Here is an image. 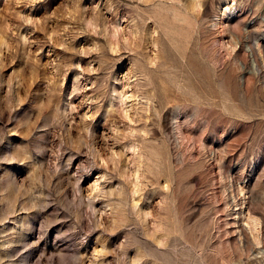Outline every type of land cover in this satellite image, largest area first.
<instances>
[{
  "label": "rangeland",
  "instance_id": "rangeland-1",
  "mask_svg": "<svg viewBox=\"0 0 264 264\" xmlns=\"http://www.w3.org/2000/svg\"><path fill=\"white\" fill-rule=\"evenodd\" d=\"M133 261L264 264V0H0V264Z\"/></svg>",
  "mask_w": 264,
  "mask_h": 264
},
{
  "label": "bare ground",
  "instance_id": "bare-ground-1",
  "mask_svg": "<svg viewBox=\"0 0 264 264\" xmlns=\"http://www.w3.org/2000/svg\"><path fill=\"white\" fill-rule=\"evenodd\" d=\"M113 36H115V35H113ZM108 45H109V47H110V50H112L113 48H111V46H113V43L111 42V41H108ZM114 92H115V97H116V99L121 103V104H123L124 102H125V100L126 99H128L129 97H131L132 95L130 94V95H127V94H125V93H123V92H116L115 90H113ZM132 97H134V96H132ZM130 99H132V98H130ZM125 109H127V108H125ZM126 111V110H125ZM128 112V111H127ZM133 145V144H132ZM133 146H135V145H133ZM131 147L130 149L132 150V152H133V150L135 149L134 147ZM137 146V145H136ZM129 148V147H128ZM139 148V147H138ZM129 149V150H130ZM136 150V149H135ZM137 151V150H136ZM140 151V150H139ZM134 153H136V152H134ZM140 153V152H139ZM138 154V153H137ZM139 155V154H138ZM136 156V155H135ZM141 156V155H140ZM133 159H135V158H133ZM140 159H141V161L143 160L142 158H140L139 157V160L138 161H140ZM136 160V159H135ZM134 160V161H135ZM137 161V160H136ZM104 162H106V161H104ZM143 163V162H142ZM140 164V163H139ZM140 166H141V164H140ZM135 167V166H134ZM142 167V166H141ZM143 168V167H142ZM133 169H135V168H133ZM142 170V169H141ZM134 171V170H133ZM132 172V171H131ZM133 173V172H132ZM131 173V174H132ZM140 168L138 167L137 168V170L132 174V180L134 179V186H133V188H135V191H134V193H132V194H136V191H137V188H138V186L140 187V181H141V179H140ZM102 176L103 175H96L92 180H91V183H90V185H89V189H88V191L89 192H97V191H99V190H101V185H100V181H101V179H102ZM132 183V182H131ZM133 185V184H132ZM131 189H132V187H131ZM139 189V188H138ZM244 204V203H243ZM242 205V204H241ZM110 206V205H109ZM246 214V213H245ZM248 219H250V223L249 224H252V228L255 230H253L254 232H256V230H258V229H255L256 228V226H257V224L259 223L258 222V219L255 217V216H253V215H249L248 214ZM247 219V220H248ZM259 226V225H258ZM257 226V227H258ZM159 227V226H158ZM157 229V228H156ZM158 231H159V229H158ZM252 231V232H253ZM257 233V232H256ZM155 234V233H154ZM159 244V243H158ZM130 264H135L134 263V261L132 262V263H130Z\"/></svg>",
  "mask_w": 264,
  "mask_h": 264
}]
</instances>
